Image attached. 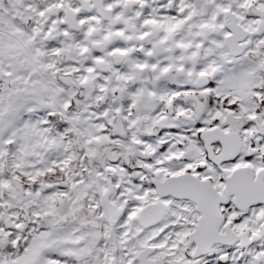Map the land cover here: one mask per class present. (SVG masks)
<instances>
[{
  "label": "snow or ice",
  "instance_id": "snow-or-ice-1",
  "mask_svg": "<svg viewBox=\"0 0 264 264\" xmlns=\"http://www.w3.org/2000/svg\"><path fill=\"white\" fill-rule=\"evenodd\" d=\"M0 264H264V0H0Z\"/></svg>",
  "mask_w": 264,
  "mask_h": 264
}]
</instances>
